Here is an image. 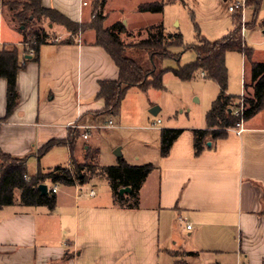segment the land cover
<instances>
[{"label":"crops","instance_id":"obj_1","mask_svg":"<svg viewBox=\"0 0 264 264\" xmlns=\"http://www.w3.org/2000/svg\"><path fill=\"white\" fill-rule=\"evenodd\" d=\"M41 2L79 23L93 17L92 0ZM58 26L61 31L41 46L38 59L26 51L14 22L0 29V50L17 46L21 64L19 100L9 116L7 80L0 75V149L15 157L29 156L28 166L39 165L43 156L38 158V151L46 142L68 141L70 131L79 129L78 158L92 146L99 148L102 166L123 158L130 164L152 163L155 168L141 187L140 206L135 209L116 205L103 177L58 186L53 210L22 205L15 194L16 202L0 209V264H264V108L244 121L240 134L230 128L227 136L209 139L211 144L199 155L194 152L193 130L206 127V114L166 124L183 130L166 156L160 154V139L153 149L143 143L134 153L119 147L121 156L116 149L104 151V128L99 125L109 119L114 126L108 128L116 124L115 117L103 120L98 115L105 101L97 94L101 81L118 78L119 68L95 43V32L84 31L69 43L61 39L65 30ZM121 37L124 40V33ZM245 45L250 47L246 40ZM240 55L236 84L226 54V93L236 97L244 93L251 76L249 61ZM197 75L205 79L202 72ZM157 108L154 114L162 112ZM157 120L154 126L163 122ZM84 132L88 138L82 136ZM50 152L67 157L70 165L67 144L55 145L46 154ZM49 183L52 189L55 184Z\"/></svg>","mask_w":264,"mask_h":264},{"label":"trees","instance_id":"obj_2","mask_svg":"<svg viewBox=\"0 0 264 264\" xmlns=\"http://www.w3.org/2000/svg\"><path fill=\"white\" fill-rule=\"evenodd\" d=\"M263 1L247 0V5L252 8L254 22L247 24L248 29L258 24ZM3 4L8 7L12 20L16 22L17 28L23 35L22 43L26 51L33 53L36 59L39 57L41 46L55 38L46 30L43 20H47L49 25L60 24L66 28L70 36L78 35L88 28L95 31V43L107 50L119 68V76L116 80L100 82L97 96L104 99L105 108L98 115L103 120L119 114L122 102L132 87L143 90L150 87L162 88L163 76L168 71L182 80H192L198 72H204L203 77L217 82L220 92L206 113V127L193 130L194 152L196 155L201 154L206 149L209 139L214 141L227 136L228 129L233 128L239 119L234 113L239 97L226 93L228 89L226 54L230 50L243 53L250 63L251 76L244 84L245 120L264 108V60H253V49L245 45L239 11L234 12V29L227 35L216 41L200 37L199 43L192 45L196 53V59L193 62L166 67L161 65L164 61L174 59L179 62L180 60L181 53H175L173 48L184 46L182 34L167 33L165 25L159 23L147 28V37L126 43L121 37V34L127 32L126 25L122 21L109 27L103 26V21L106 19L103 13L106 0H97L94 18L89 23L76 22L55 8L44 7L41 0H3ZM164 6V1L155 0L141 3L138 8L141 12H162ZM259 26L264 29V19ZM65 41L70 43L73 39L68 37ZM131 50L133 54H136L135 50L144 53L147 56V64H141L131 54ZM20 67L17 46L0 50V75L7 80L6 116L11 115L18 104L17 72ZM182 131L181 128L161 129L160 154L162 156L169 153ZM79 135V129H72L68 141L52 139L38 151V158H40L55 145L67 144L71 152L69 166L58 165L46 171L38 167L37 171L31 175L28 166L29 156L15 157L0 149V209L14 204L16 191H19V201L22 205L47 206L53 210L56 207L57 195L52 189H49L47 194L42 193L39 189L41 183L72 186L87 183L95 177L108 180L116 205L130 209L138 208L141 187L155 168L154 165L152 163L130 164L120 158L117 164L102 166L100 150L92 146H88L82 158H78L75 152ZM126 187H129L130 191L120 193V190ZM183 254L188 256L193 253L183 252Z\"/></svg>","mask_w":264,"mask_h":264},{"label":"rangeland","instance_id":"obj_3","mask_svg":"<svg viewBox=\"0 0 264 264\" xmlns=\"http://www.w3.org/2000/svg\"><path fill=\"white\" fill-rule=\"evenodd\" d=\"M150 1L155 0H107L104 8L106 19L103 21V26L109 27L118 21H122L126 25L123 18L127 19V32L124 33V40L127 42L138 41L141 39V35L143 38L147 37V28L159 23L165 25L167 33L180 32L183 36L184 46L173 48L175 53H181L180 60L178 62L168 59L161 64L163 66L176 67L193 62L196 59V53L192 45L199 43L200 37L216 41L234 29L233 17L235 13L228 10V0H158L165 3L162 12H141L138 10L140 3ZM96 3L97 0H92V19ZM238 13L242 31L244 30V39L257 52L256 60L264 59V33L259 28V23L264 19V1L258 16L257 29L254 31H249L247 28L248 23H254L251 6L247 5L244 13L242 11ZM12 21L8 7L3 4V0H0V29L2 27L5 29L8 24L13 25L14 21ZM14 23L17 27L16 22ZM42 23L46 30L54 36L62 29L58 26L60 24L50 26L47 20H43ZM63 28L65 30V35H62L63 38L61 37L63 40L68 37H72L74 40L82 34L81 32L78 35L70 36L66 28ZM87 31L95 32L91 28L85 30V32ZM87 36L88 33L85 37ZM130 52L141 64H147V56L144 53L138 50H135L136 54H133V50ZM240 54L241 52L234 50L227 52L230 60L229 72L236 84H239ZM218 92V84L214 80H205L198 75L192 80H182L171 71L164 74L162 88L150 87L147 90L139 87L130 88L122 102L119 114L114 116L116 127H102L104 129L101 132V141L105 146L104 151H112L118 147H121L122 150L123 147L125 152L134 153L143 148V143H147L153 149L159 144L160 128L175 122L173 121L175 119L184 123L188 116L199 117L206 114L213 100L217 98ZM156 107L162 108V112L152 113L151 110ZM158 118L163 122L154 126L153 122ZM101 125L104 124L101 123L99 127ZM67 163V157L62 158L54 152H50L43 155L39 165H37L38 163L30 164L29 173L33 174L38 167L48 170L58 165L67 166ZM49 184L51 187L52 183ZM18 194L19 191H16V195Z\"/></svg>","mask_w":264,"mask_h":264},{"label":"built area","instance_id":"obj_4","mask_svg":"<svg viewBox=\"0 0 264 264\" xmlns=\"http://www.w3.org/2000/svg\"><path fill=\"white\" fill-rule=\"evenodd\" d=\"M229 1V6L228 10L230 12H235V11H242L243 13L246 10L247 7V0H228ZM84 4H87V2H84ZM245 29V28H244ZM244 31V30H243ZM242 31V32H243ZM244 37V34H243ZM202 76H204V72L202 73ZM235 115L239 118L238 121L236 122V125L233 127L235 131L240 134L244 130V121H245V102H244V93H242L237 102H236V107L234 110ZM161 120L158 119L157 123H160ZM114 126V121L113 119H109L107 123L104 125H101L100 127H112ZM86 129H88L90 126H84ZM84 138H88V133L84 132L82 135ZM58 189V185L55 184L52 187V191L56 192ZM95 191H91L90 195H94ZM187 228H191V224L187 225Z\"/></svg>","mask_w":264,"mask_h":264},{"label":"water","instance_id":"obj_5","mask_svg":"<svg viewBox=\"0 0 264 264\" xmlns=\"http://www.w3.org/2000/svg\"><path fill=\"white\" fill-rule=\"evenodd\" d=\"M50 26H52V24H51ZM157 110H158V108L156 107V108L152 109L151 112H152V113H156ZM207 144L210 145L211 142H208ZM115 154H116L117 156H121V151H120V148H119V147L115 150ZM39 189H40L41 192L44 193V194H47V193L49 192L48 185H47L46 183H41V184L39 185ZM129 191H130V188H129V187H126V188H122V189L120 190V193L123 194V193H125V192H129Z\"/></svg>","mask_w":264,"mask_h":264}]
</instances>
